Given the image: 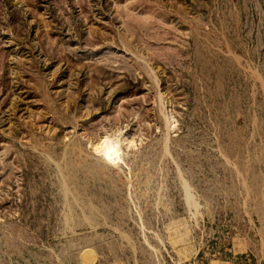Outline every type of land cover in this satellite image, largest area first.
<instances>
[{"label": "rangeland", "instance_id": "1", "mask_svg": "<svg viewBox=\"0 0 264 264\" xmlns=\"http://www.w3.org/2000/svg\"><path fill=\"white\" fill-rule=\"evenodd\" d=\"M0 264H264V0H0Z\"/></svg>", "mask_w": 264, "mask_h": 264}]
</instances>
